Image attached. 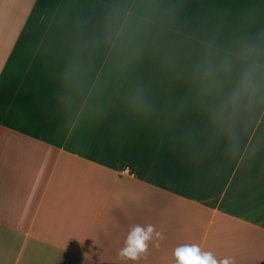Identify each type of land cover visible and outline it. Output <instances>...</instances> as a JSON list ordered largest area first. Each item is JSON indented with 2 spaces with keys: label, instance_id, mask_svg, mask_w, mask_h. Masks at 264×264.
Returning a JSON list of instances; mask_svg holds the SVG:
<instances>
[{
  "label": "crops",
  "instance_id": "obj_1",
  "mask_svg": "<svg viewBox=\"0 0 264 264\" xmlns=\"http://www.w3.org/2000/svg\"><path fill=\"white\" fill-rule=\"evenodd\" d=\"M185 244L264 264V0H0V264Z\"/></svg>",
  "mask_w": 264,
  "mask_h": 264
},
{
  "label": "clouds",
  "instance_id": "obj_2",
  "mask_svg": "<svg viewBox=\"0 0 264 264\" xmlns=\"http://www.w3.org/2000/svg\"><path fill=\"white\" fill-rule=\"evenodd\" d=\"M154 235L161 234L155 231L154 225L136 224L129 230L124 241V247L119 250L121 258L136 260L144 254L148 248V242ZM175 264H230L229 258H221L219 261L211 251H202L197 244H185L174 250Z\"/></svg>",
  "mask_w": 264,
  "mask_h": 264
},
{
  "label": "built area",
  "instance_id": "obj_3",
  "mask_svg": "<svg viewBox=\"0 0 264 264\" xmlns=\"http://www.w3.org/2000/svg\"><path fill=\"white\" fill-rule=\"evenodd\" d=\"M122 171L125 172V173L132 174L133 169H132L130 166L126 165V166L123 168Z\"/></svg>",
  "mask_w": 264,
  "mask_h": 264
}]
</instances>
